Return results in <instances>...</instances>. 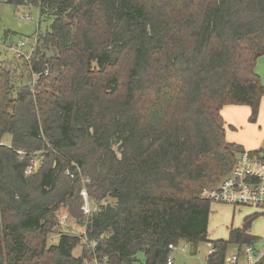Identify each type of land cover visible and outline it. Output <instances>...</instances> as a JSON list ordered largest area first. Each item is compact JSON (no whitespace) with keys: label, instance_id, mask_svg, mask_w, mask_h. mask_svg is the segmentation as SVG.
<instances>
[{"label":"trees","instance_id":"obj_1","mask_svg":"<svg viewBox=\"0 0 264 264\" xmlns=\"http://www.w3.org/2000/svg\"><path fill=\"white\" fill-rule=\"evenodd\" d=\"M4 2L50 25L21 40L36 42L28 62L12 54L24 81L0 61V264H167L181 241L211 244L206 264H225L229 245H256L258 213L208 241L201 192L244 152L226 140L222 108L248 107L254 121L264 97V0ZM82 177L92 202L109 203L93 208L88 244L61 234L48 246L58 209L82 204Z\"/></svg>","mask_w":264,"mask_h":264},{"label":"rangeland","instance_id":"obj_2","mask_svg":"<svg viewBox=\"0 0 264 264\" xmlns=\"http://www.w3.org/2000/svg\"><path fill=\"white\" fill-rule=\"evenodd\" d=\"M27 18V19H25ZM50 21L42 20L39 16V11L36 8L31 7H15L0 0V48L1 57L0 61L11 60L14 61V67L17 63L15 81L17 83L24 81L22 77L28 75L27 71L22 67V60L17 61L12 56V53L6 49L10 44H16L20 40H26L29 37L36 35L37 33H45L49 29ZM6 52V53H5ZM32 56V54H31ZM29 57V60L31 58ZM28 60V61H29ZM26 61V60H24ZM27 61V62H28ZM33 79V77L31 76ZM2 143L5 145L10 144V137L8 135L4 136ZM114 150L117 151V145L113 146ZM260 149L264 148V140L262 145L259 146ZM244 150V149H243ZM38 155H35L30 160L31 174L36 173L42 166V160ZM29 175V173H25ZM68 175V171L65 173ZM82 188L80 190L79 196L81 198L82 204L79 207L62 205L57 213V224L55 228L52 229V233L47 238L48 246L56 245L61 234H70L72 236L78 237L82 244H85L84 240V230H85V220L87 217L86 211L92 210L98 206H104L109 203L108 200H103L100 202L91 201L88 197V189L86 185L89 183L87 178H81ZM85 194V196L83 195ZM87 203V205L85 204ZM254 211L248 208H232L228 205L211 203L210 215L208 222V241L223 240L227 241L229 236V231L231 229L242 228V220L244 216L252 214ZM248 233L251 236L257 238L255 249L259 252H264V214L258 217L252 222ZM191 244L185 241H181L176 249L172 252L171 257L173 264H206L205 260L208 255L209 246L207 243L199 242L195 246V251L191 253ZM185 247L184 252L181 248ZM244 249V248H243ZM243 249L240 252L239 246L231 244L228 246L226 251V263L229 264L228 260L236 253L242 254ZM81 253L80 246L77 247L72 255L78 257ZM138 262L135 264H140L143 258L140 254L136 256Z\"/></svg>","mask_w":264,"mask_h":264},{"label":"built area","instance_id":"obj_3","mask_svg":"<svg viewBox=\"0 0 264 264\" xmlns=\"http://www.w3.org/2000/svg\"><path fill=\"white\" fill-rule=\"evenodd\" d=\"M27 19V18H25ZM36 42L28 43L26 41H18L12 44L7 49L15 55L16 58H24L29 60L34 51ZM28 50V53L25 52ZM32 168H27L25 173H31ZM85 196V194L83 193ZM201 198L210 203L223 204L231 207H248L264 212V148L255 151H245L240 153L228 175H226L217 186L204 188L201 192ZM87 205V203H85ZM93 213L92 210L86 211L87 217L85 227L89 218ZM85 231V230H84ZM85 244L88 240L84 237ZM209 253L215 252L211 244ZM87 247H92L89 244ZM170 252H173L176 247L168 246ZM185 247L181 248L184 252ZM264 260V252H259L255 246L244 247L242 254L236 253L228 260L229 264H262ZM85 264H94L92 262H84ZM167 264H173L171 255L168 256Z\"/></svg>","mask_w":264,"mask_h":264},{"label":"crops","instance_id":"obj_4","mask_svg":"<svg viewBox=\"0 0 264 264\" xmlns=\"http://www.w3.org/2000/svg\"><path fill=\"white\" fill-rule=\"evenodd\" d=\"M254 72L261 78L264 84V56L257 60ZM220 114L225 123L226 140L228 142L239 145L249 152L260 149L259 146L262 145L264 140V97L261 99L258 114L254 121L249 119L250 110L245 106H225L222 108ZM232 208L235 209L236 207ZM248 209L254 211L252 214H264V212L253 208Z\"/></svg>","mask_w":264,"mask_h":264},{"label":"water","instance_id":"obj_5","mask_svg":"<svg viewBox=\"0 0 264 264\" xmlns=\"http://www.w3.org/2000/svg\"><path fill=\"white\" fill-rule=\"evenodd\" d=\"M190 250H191V253L194 252V246L193 245L191 246V249Z\"/></svg>","mask_w":264,"mask_h":264}]
</instances>
